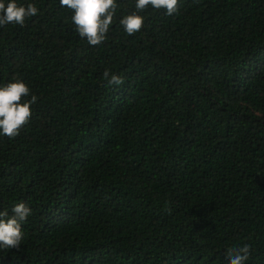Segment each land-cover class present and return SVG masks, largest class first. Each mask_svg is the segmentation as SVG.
<instances>
[{
  "label": "trees",
  "instance_id": "trees-1",
  "mask_svg": "<svg viewBox=\"0 0 264 264\" xmlns=\"http://www.w3.org/2000/svg\"><path fill=\"white\" fill-rule=\"evenodd\" d=\"M16 2L38 13L0 26V86L37 102L0 134V212L31 214L0 264H264V0H116L98 46L59 0Z\"/></svg>",
  "mask_w": 264,
  "mask_h": 264
},
{
  "label": "clouds",
  "instance_id": "clouds-1",
  "mask_svg": "<svg viewBox=\"0 0 264 264\" xmlns=\"http://www.w3.org/2000/svg\"><path fill=\"white\" fill-rule=\"evenodd\" d=\"M62 7L72 10L71 20L75 31L85 38L90 46H98L107 38L110 25L117 9L116 0H59ZM179 0H136L135 8L143 11L149 6L172 16L179 11ZM38 9L35 4L18 5L16 0H0V26L16 24L23 26L26 18L36 16ZM119 24L128 35H134L144 26V17L136 12L123 16ZM109 86L122 85L124 80L108 70L103 73ZM29 87L20 79H14L0 86V134L10 139L19 135L20 130L31 119V105L37 102L35 95L30 100ZM31 214V209L23 202L12 208V215L7 211L0 212V249L19 248L24 238L22 223ZM250 256V245L228 248L225 252L227 264H245Z\"/></svg>",
  "mask_w": 264,
  "mask_h": 264
}]
</instances>
